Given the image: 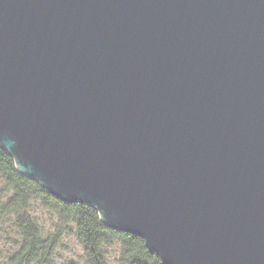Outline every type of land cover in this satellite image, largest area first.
Returning a JSON list of instances; mask_svg holds the SVG:
<instances>
[{"label": "water", "instance_id": "95a60500", "mask_svg": "<svg viewBox=\"0 0 264 264\" xmlns=\"http://www.w3.org/2000/svg\"><path fill=\"white\" fill-rule=\"evenodd\" d=\"M0 147L164 264H264V0H0Z\"/></svg>", "mask_w": 264, "mask_h": 264}, {"label": "trees", "instance_id": "16d2710c", "mask_svg": "<svg viewBox=\"0 0 264 264\" xmlns=\"http://www.w3.org/2000/svg\"><path fill=\"white\" fill-rule=\"evenodd\" d=\"M45 210L48 226L36 211ZM74 234L86 264H108L105 245L119 243L118 264H164L134 234L105 226L95 208L64 202L35 179L20 174L13 157L0 147V264H58L56 247L62 234Z\"/></svg>", "mask_w": 264, "mask_h": 264}, {"label": "rangeland", "instance_id": "374dc122", "mask_svg": "<svg viewBox=\"0 0 264 264\" xmlns=\"http://www.w3.org/2000/svg\"><path fill=\"white\" fill-rule=\"evenodd\" d=\"M36 213L45 225L48 226L49 221L46 217V211L38 210ZM6 239V237H0V249L2 250L7 246ZM104 251L106 253L108 264H118L119 243L117 241L105 245ZM55 257L58 264H86L82 246L78 242L76 236L71 233L62 234L61 242H59L56 247Z\"/></svg>", "mask_w": 264, "mask_h": 264}]
</instances>
